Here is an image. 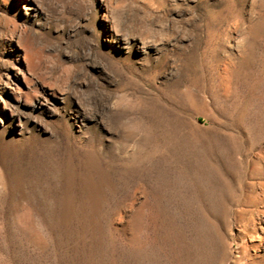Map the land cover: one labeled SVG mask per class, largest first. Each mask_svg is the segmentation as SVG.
<instances>
[{"label": "rangeland", "instance_id": "1", "mask_svg": "<svg viewBox=\"0 0 264 264\" xmlns=\"http://www.w3.org/2000/svg\"><path fill=\"white\" fill-rule=\"evenodd\" d=\"M0 264H264V0H0Z\"/></svg>", "mask_w": 264, "mask_h": 264}, {"label": "bare ground", "instance_id": "2", "mask_svg": "<svg viewBox=\"0 0 264 264\" xmlns=\"http://www.w3.org/2000/svg\"><path fill=\"white\" fill-rule=\"evenodd\" d=\"M24 56H25V55H24ZM20 72H21V71H20ZM24 73H25V72H24ZM25 75H26V74H25ZM24 77H25V76H24ZM25 79H26V77H25ZM25 79H24V80H25Z\"/></svg>", "mask_w": 264, "mask_h": 264}]
</instances>
